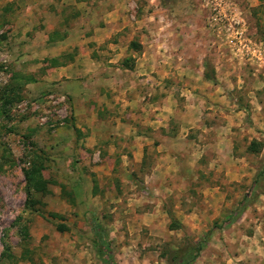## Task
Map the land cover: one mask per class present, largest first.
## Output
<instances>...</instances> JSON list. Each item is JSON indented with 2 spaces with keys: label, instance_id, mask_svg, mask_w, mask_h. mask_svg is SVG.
Wrapping results in <instances>:
<instances>
[{
  "label": "rangeland",
  "instance_id": "1",
  "mask_svg": "<svg viewBox=\"0 0 264 264\" xmlns=\"http://www.w3.org/2000/svg\"><path fill=\"white\" fill-rule=\"evenodd\" d=\"M53 58L75 72L51 76ZM22 77L33 82L20 100L0 101V264H102L94 222L114 264H166L202 238L192 264H264V181L250 193L264 163V0L216 12L201 0H0V95ZM34 154L46 191L31 208L22 170Z\"/></svg>",
  "mask_w": 264,
  "mask_h": 264
},
{
  "label": "trees",
  "instance_id": "2",
  "mask_svg": "<svg viewBox=\"0 0 264 264\" xmlns=\"http://www.w3.org/2000/svg\"><path fill=\"white\" fill-rule=\"evenodd\" d=\"M56 34L52 32L50 36L47 39V42H53L55 40L54 37ZM128 48L132 51H139L140 45L136 44L135 42H129ZM56 59H51L49 63L52 64V66H55ZM133 60L132 58H124L121 61V67L123 69L131 70L132 69ZM51 66V67H52ZM13 78L17 77V74H13ZM24 82L22 84L14 83L12 86H7L5 90L1 92L0 95V101L1 106L3 108L11 107L15 102H18L20 100L19 92L25 83H31L33 82V79L31 77H22L21 78ZM261 144L252 140L246 150L250 154H256L260 151ZM42 154H34L29 161V165L26 169L22 170L23 173V179H24V192H25V206L26 207H33L35 204L34 196L36 194H45L46 191V183L42 179L40 172L42 170ZM257 172L254 174L252 182H251V188L250 193L254 188H257L263 181H264V163L262 164ZM250 193L246 196H243L241 200L234 206L233 210H231L228 215L226 216L227 225L231 222L235 221L236 218H238L241 213L244 211L247 199L250 195ZM253 199V197L250 198V201ZM49 217H53L52 214L48 215ZM167 216L169 218V229L170 230H180L182 227L181 225L174 220L171 213H167ZM20 221V217L17 216L14 220V222L18 225L19 233L22 235V238H26V228L25 226H22L21 224H18ZM58 230H61V227L58 228ZM92 234L95 239L96 244V253L99 258V261L102 264H114L111 260L110 252L108 249V244L106 241V233L101 228L99 224L96 222L93 223L92 226ZM205 237V235H204ZM204 238L201 240H198L197 242H185L183 245H181L179 248L174 250L170 253L169 257L166 260V264H192L196 258L198 257V254L202 248V244L204 243Z\"/></svg>",
  "mask_w": 264,
  "mask_h": 264
},
{
  "label": "crops",
  "instance_id": "3",
  "mask_svg": "<svg viewBox=\"0 0 264 264\" xmlns=\"http://www.w3.org/2000/svg\"><path fill=\"white\" fill-rule=\"evenodd\" d=\"M53 32V31H52ZM52 32H50V34L52 33ZM50 34L48 35V36H46L45 37V39L47 40L48 39V37L50 36ZM56 34V33H55ZM56 36V35H55ZM52 37H54V35L52 36ZM55 38V37H54ZM64 37H62L61 38V40L63 39ZM60 39H56L55 38V40L54 41H56V42H58ZM53 41V42H54ZM50 43H52V42H50ZM75 70H76V65L75 64H73V62L71 61V62H69L65 67H62V65H55V66H52L51 67V76H55L56 78L58 77V79L60 78V77H62V75H65L64 73L67 71V72H71V71H73V72H75ZM84 87H86L85 85H83V90H84ZM86 93V92H85ZM83 95H85V94H83Z\"/></svg>",
  "mask_w": 264,
  "mask_h": 264
},
{
  "label": "built area",
  "instance_id": "4",
  "mask_svg": "<svg viewBox=\"0 0 264 264\" xmlns=\"http://www.w3.org/2000/svg\"><path fill=\"white\" fill-rule=\"evenodd\" d=\"M201 1L203 2L204 5L208 6L212 12H216L217 9L218 11H220V8L224 0H201ZM222 18L225 19V15H223ZM227 26H229V24Z\"/></svg>",
  "mask_w": 264,
  "mask_h": 264
}]
</instances>
